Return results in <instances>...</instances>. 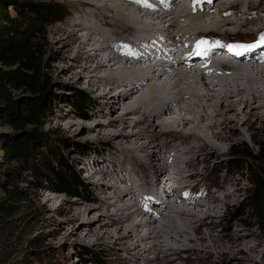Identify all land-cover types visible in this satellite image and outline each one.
Wrapping results in <instances>:
<instances>
[{
  "label": "bare ground",
  "instance_id": "obj_1",
  "mask_svg": "<svg viewBox=\"0 0 264 264\" xmlns=\"http://www.w3.org/2000/svg\"><path fill=\"white\" fill-rule=\"evenodd\" d=\"M127 1L126 4H113L110 0L71 1L69 4L72 8V18L66 23L67 35L56 39V42L66 49L65 52H68V54L59 56V61L62 63L68 60L72 61V63H69L70 66L67 63V68L72 69L70 73L75 78L74 82H81L85 79V83L90 85L96 92L100 88L103 90L109 88L108 91L99 93L103 99L101 101L107 104L109 101L112 102L111 100L115 102L118 100L116 103L123 106V113L118 120L107 118V120L102 121L100 116L103 117L105 112L99 111L97 112L98 115L96 113L90 114L86 119L87 123H84L83 127H88L92 131L96 130L97 138L104 140L114 141L117 138L133 134L137 138L141 135L146 138V140L141 141L142 144L139 148L133 142L127 140L128 144L125 146V150L120 151V154H122L121 160L108 154L111 157L109 158L111 162L117 163L118 167L123 163L120 170L125 173L123 177L128 184L123 186L122 189H120V185L113 184L111 195L119 199V202L123 201V197L121 198L119 193H123L124 197H128V199L136 195L134 201L138 203V208L133 202L132 204L123 203L116 208L114 213L111 212L114 217H110L103 214L109 213L108 208L105 206L104 209L107 210L101 211L99 217L95 219L96 221H91V218L88 219L91 223L83 228L81 224L85 220L81 210H79V202L75 201L72 205L76 206L74 209L76 212L71 210V215L72 218L78 220V229L83 231L79 241L92 240V237L95 236L93 242H98V239L102 237L98 233L99 226L104 224L107 227H113L112 230L107 231L106 236L113 237V240L109 241L112 247L119 248L122 246L128 253L124 259L122 258V264H127L126 261H130L128 264L138 263L140 259L142 260L140 264H150L151 259L147 253L162 255V259L157 261L156 264H177L180 259L179 253L182 250L193 251L195 248H198V250L199 248L213 249V253L219 255V257L212 259L211 254L204 253L203 258L206 261L214 260V264H226L228 262L220 256L233 258L238 254H243L242 259H250L254 257L251 254L254 251V246L250 245L249 241V234L251 233L236 228L234 231L227 233H214L213 230H210V233L206 234L201 232L204 217L199 213L187 207L179 208L178 204H169L165 199L161 202L168 205L145 199L143 194L157 182L160 186L166 185L168 177L160 176V174L166 172L179 185L178 188H175L179 195L178 198L195 205L194 207L198 211L204 210L208 216L211 215L210 212L214 213L212 215H216V209L220 208L221 196L216 194L217 191L224 193V203L226 205L237 196L238 181L229 179L224 181L227 182L226 185H223L224 183L216 185L214 190H211L207 185L202 186L200 195L204 196L205 200H199L196 199L197 196L192 195L193 192H198L196 186L199 181L189 185L187 180L199 173L196 167L197 163H194V155L205 152L210 157L220 150L215 142H236L243 139L246 132L238 130L241 125H245L252 134L254 133L255 123L258 122L261 128H264V68L257 66V62L264 58V53L261 55V51L263 52L264 49H257L252 58H247L252 61V64L246 70L233 67L229 75L216 79L214 83L204 82L202 78L199 81V76L191 77L187 75V72L181 67V62L194 67V62L198 60L209 61L208 57L204 55L194 54V43L200 39H206L210 44L219 42L220 46L213 47L210 50L211 53L225 49L234 31L228 28L229 25L237 29L252 25L248 28L249 31L245 33L249 34L250 37L259 38L261 34H264V26L260 24L261 17H264V0H216V2L211 1L208 6H204L205 0H198L195 4L194 0H188L186 4L185 1L183 3V0H168L167 6L165 0H148L149 2L152 1V5L148 9H143L145 6L143 2L138 3L137 0ZM205 8H207L209 14H206ZM234 8L235 11H232ZM103 9L111 13L107 15L104 13L105 11H102ZM259 12L262 16L258 14ZM251 13H255L254 16L250 15ZM193 15V19L203 29H197L196 24L190 21L187 24H181V21L185 20H182L183 18L190 20ZM87 18H89L88 21ZM206 18L209 19L208 23L203 22ZM106 29L110 32H107ZM79 32L83 34L79 35ZM123 33L124 36L121 35ZM251 33L254 35H251ZM95 34L102 36L103 40L99 41ZM156 34L163 36V38L168 36V41L169 39L171 41H169V47L166 46L168 59L165 60L162 53L147 58H159L161 61L152 64L149 62L144 69L140 70L143 76L132 74L131 69L133 72L136 70L135 64L131 63L134 60L132 58L143 57L148 51V48L137 50V43L142 42L141 37L143 35L158 39L159 37L157 38ZM168 41L163 42V45L168 44ZM179 41L183 42V48L179 52L181 55L175 57L176 59L171 58L170 50L174 48L176 52L179 49V45L176 43ZM123 45H129L135 55L127 54L129 50L123 48ZM186 51L188 52L187 55H183ZM224 51H228V49L226 48ZM59 52L61 54L63 51L60 50ZM228 54L231 55V52H228ZM187 56H191L190 59H187ZM167 61H170V63H166ZM123 62L131 64L127 67ZM72 64L74 67L71 68ZM76 67L80 70L75 71L74 68ZM222 67H225V65L222 64ZM151 72L153 73L151 74ZM162 77L163 84L161 87L148 85L149 80L156 81L162 79ZM144 88H146L147 97H144ZM119 89L121 90L119 95L112 93L114 90V92H118ZM127 102L130 104L125 106ZM173 105H175V108H173ZM112 109L113 107L110 108L111 111ZM130 111L138 113L133 123L128 121L129 116H127V113ZM229 114H232L233 117ZM159 118L162 120L161 122L157 120ZM167 118L172 119L167 121ZM117 122L120 124L128 123L126 126L142 122L144 127L139 128L137 131L122 130L116 133L113 131ZM232 125L234 128L231 130ZM156 127L159 128L158 133H154ZM178 128H181L180 131H178ZM183 128H186L187 131H184ZM211 128H217V130L212 131ZM169 133L180 136L181 141L177 142L169 139ZM189 138H196L198 141H189ZM150 143L156 145H150ZM109 144L108 142L105 143V145ZM161 147H170V152L174 150V157L178 155L177 158L175 157L176 160L172 158L173 162L170 165L172 171L167 162L171 157L162 162L158 161L163 158L161 153L163 148L160 149ZM147 148H150V151ZM131 150H135L139 154L129 156V160L126 162H129L130 165H127L124 162L127 159L125 155ZM165 152L168 151L163 150V153ZM159 153H161L162 158L159 157ZM179 154L180 156L182 154L181 158ZM135 164L141 169L138 174L133 168ZM92 165L91 161L87 163L86 160L83 167L87 170L88 167L91 169ZM99 165L100 173L91 172L89 177L95 182L97 180L94 187L101 190L102 188H99L98 184L99 181L102 185V182H105V176L115 177L116 172L112 168H107L109 166L107 162H100ZM184 168H191V171L187 172ZM147 171L151 173L148 175ZM130 176L135 177L134 182ZM141 177H143L141 182L137 184L136 179L140 180ZM130 187L134 190H130ZM173 189L174 187H171L170 193L173 192ZM190 191H193L192 194L186 196L185 193L189 194ZM156 195L158 198L164 197L157 191ZM165 197H167V194ZM144 201L154 202L153 204L157 205V208L162 209L161 213H151L148 218H145L143 212L148 207ZM103 203L108 207L111 203L115 204L108 199L104 200ZM174 211L179 216L175 217ZM197 222L199 223L197 224ZM138 226L142 227L144 231L143 234H140V240L133 242L130 240V235H136L135 231L137 232ZM124 227L128 232L119 233ZM178 242L182 244L180 245ZM186 243L191 244L190 247L189 245H187L188 247L184 246ZM133 252L134 255H132ZM197 254L201 257L200 253ZM199 257L197 259H200Z\"/></svg>",
  "mask_w": 264,
  "mask_h": 264
},
{
  "label": "rangeland",
  "instance_id": "obj_2",
  "mask_svg": "<svg viewBox=\"0 0 264 264\" xmlns=\"http://www.w3.org/2000/svg\"><path fill=\"white\" fill-rule=\"evenodd\" d=\"M39 1L56 2L65 8V14L62 16V18L60 20H56L48 24L45 28L46 35L43 38L44 56L42 63V72L44 78L48 82L47 97L51 105L49 110H47L44 116V122L41 125L40 130L43 134V140L48 141L50 143L52 139H54L55 144H57V146H59V148L61 149V153L63 155L64 161H67L68 163L74 166L77 173H79V175L84 180L85 187L82 188V191L79 195H68L62 192H55L49 189H37L35 191V195H33V199H38V203L42 205L44 209V213L41 217H39L36 220L33 229L26 235L25 239L30 238L36 234L40 239V241L31 245L30 243L26 242L23 238L22 239L23 241L18 243V245L16 246L17 247L16 252L12 256V259H15L18 255L21 256L22 254L27 259V261L23 264H83V259L81 257L86 259L97 258V260L91 264H122L121 260H123L125 258V255L128 253H126V250H124L122 246L119 248L112 247V244L109 243V241H112L113 237L111 238L106 237L107 231L112 230L113 227L110 226L107 227L104 224H100L98 233L102 237L98 239V242H93V240H95V236L92 237V240L87 239L85 242L79 241V237L82 236L83 231L78 229V224H79L78 220L76 218L75 219L72 218L71 210H73V212H76V210H74L76 206L72 204L75 201L79 202L78 207L79 210H81L85 220V222L81 224L82 225L81 227L83 228H86L88 226L87 224L91 223L90 221H88V219L91 218V221H96L95 219L99 217L101 211L107 210L104 209L105 206L108 208L109 213L108 214L103 213V214L104 216H110V217H114V215H112L111 212L114 213L116 208L123 203L132 204L133 202L135 203L136 208H138L137 207L138 203L134 201L136 200L134 198L136 195H133L131 196V198L128 199V197H124L123 193H119L121 195V198L123 197L122 202H119L120 201L119 199L111 195L113 184L120 185V189H122L123 186H126L128 184H127V180H125L123 177L125 173L124 172L122 173L120 170V168L123 166V163L120 165V167H118L117 163L115 164L112 163L109 158H111L110 155H113L116 157V159L118 158L119 160H121L122 154H120V151L125 150V146H127L128 144L127 140H129V142L130 141L133 142L134 145L139 148L141 147L142 144L141 141L146 140V138L144 135L143 136L141 135L139 136V138H137L135 137V134L133 135L130 134L131 136L120 137L115 139L114 141H110L107 139L104 140L102 138H97L96 130L92 131L89 130L88 127L87 128L83 127L84 123H87V121L83 117L77 115L76 109L71 104V99L73 95L77 92V89H83L90 96V103L92 105L88 112L89 115L93 113L97 114V112L99 111L105 112L103 117L100 116L102 121L107 120V118L118 120L119 116L123 113V106H120L119 104L116 103L118 102V100L116 102L111 100L112 102L109 101V103L107 104L102 102L101 100L103 99L99 95V93L108 91L109 88L104 90L100 88L96 92L92 89L90 85L85 83V79L81 82L79 81L75 83L74 82L75 78L70 73L72 69L67 68V63L70 66L69 63H72V61L68 60L65 63L59 61V56L63 54H68V52H65L66 49L62 48V45L57 43L56 39L58 37H65L67 35L66 33L67 28H65L66 23L70 20V18H72V8L69 3L73 0H39ZM110 1L113 4H126L128 2L127 0H110ZM184 1L187 0H183V3ZM212 1L216 2V0H212ZM148 4H150L149 1ZM146 8L148 9V6L143 7V9ZM0 9L3 14L4 13L14 14L13 8L8 4H6L4 7ZM102 11L103 12L105 11L104 13L107 15L111 13L110 11L105 9H103ZM254 14L251 13L250 15L254 16ZM258 14L262 16L261 12H259ZM193 18L194 15L190 20L183 18L182 20L184 19L185 20L184 21L180 20L181 24H187L190 21L191 23L196 24V26L198 27L197 29H203L200 27L199 23H197ZM207 18L204 19L203 22L205 21L208 23L209 19ZM86 20L88 21L89 18H87ZM260 24L264 25V17H261ZM251 26L252 25H248L247 27H244L242 30H239L240 32L237 33V28L232 25H229L228 28L231 31L234 30L230 38L231 39L238 38L241 40L250 38V37H245L244 35L249 36V34H246L245 32L249 31L248 28H250ZM108 31L109 30H107V32ZM78 34L82 35L83 33L79 32ZM121 35L124 36V33ZM251 35L254 34L251 33ZM95 36H97L96 38H98L99 41L103 40L102 36H99L98 34H95ZM160 36L161 35L156 34V37L157 38L159 37L158 40L162 42L161 46L158 47L157 50L160 49L162 54H167L166 46L169 47L171 41L170 39H169L170 42L168 41L167 39L169 38L168 36L162 38V40ZM143 38H147V39H143ZM141 40L142 42L137 44L146 45L147 43L148 44L153 43L154 40L157 39L150 37L148 38L145 37V35H143L141 37ZM167 41L168 44L163 45V42H167ZM122 43L124 44L123 40ZM176 44L179 45L178 46L179 49H177L176 52H175L176 49L174 48L170 50V56H172L171 58L173 57L177 58L181 55L179 52L183 48V42L181 43V41H179ZM60 50L63 51L61 54L59 52ZM181 63H182L181 67L185 71L187 70L186 71L187 75L193 77L192 73L185 68L184 63L183 62ZM124 65L128 67V64H124ZM72 67H74L73 64L71 68ZM74 70L79 71L80 69L76 67L74 68ZM131 71L133 73L132 69ZM229 71L231 72V70ZM152 73L153 72H151V74ZM114 91L112 92L113 94L115 93L114 95H119V93L121 92L120 89L118 92H114ZM30 94L31 93L25 89H13L11 91L12 97L19 99L20 104L22 103V101H24L23 99L25 97H29ZM129 104L130 103L128 102L125 103V106ZM111 107H113L112 111L110 110ZM8 108H9V104H7L2 98H0V180H4L6 178V170H5L6 168H4V166L1 165V160H2L1 156L3 153V150L1 148V143H3V141L5 142L7 139L15 138L20 134L19 133L20 131L14 128V126L11 125L8 120L9 118L6 115V111ZM173 108H175V105H173ZM137 115L138 113L130 111L129 113H127V116H129V120L128 119L127 120L130 123H133V121L137 118ZM229 116L233 117L232 114H229ZM171 119L172 118H167V121H170ZM157 120H160V122L162 121L160 118ZM126 124L128 123L120 124L117 122L113 132L119 133L122 130L137 131L139 128L144 127V123L142 122L136 123L134 125L132 124L129 126L128 125L126 126ZM28 127L29 125L26 126L27 129ZM233 128L234 126L232 125L230 129L232 130ZM155 129L156 130L154 133H158L159 128L156 127ZM180 129L181 128H178V131H180ZM211 129L212 131L217 130V128H211ZM183 130L187 131L186 128H183ZM238 130L246 132L243 139H240L236 142H230V141L215 142V145L220 147V150H218V152H215V154L211 155L210 157H208L207 153L205 152L202 153L199 152L198 154L194 155L193 157L195 161L194 163H197L196 167L200 174L197 173L194 177L189 178L187 180V183H189V185L197 183L198 181L200 182V183L198 182L196 186L198 192L190 191V193L188 194L190 195L193 192L192 195L197 196L196 199L199 200L200 199L205 200L204 196L200 195V191L204 186L207 185L210 187L211 190H214L216 185L222 183H224L223 185H226L227 182L225 183L224 181H228L229 179L238 181L237 196L231 199V201L226 205L224 203L225 200L224 193L221 191H217L216 194L221 196L220 208L216 209V213H215L216 215H212L214 214L212 212H210L211 215L209 214L214 218L208 216L204 212V210H202L203 212L198 211V209L194 207L195 205H192L191 203L190 204L186 203L185 200L178 198L179 195L178 192L176 191H174V194L177 197L173 200L172 203L178 204L179 208L187 207L188 209H191L192 211H195L200 215H202L204 217V223L201 226L202 229L201 232H205L206 234L210 233V230L211 231L213 230L214 233H227L230 231H234L236 228L251 233L249 234V241H250V245L254 246V251L251 252V254H253L254 257L245 260L244 258L242 259V256H244L243 254H238V256H234L233 258H225V257L223 258L222 256H220L225 261H228L226 264H264V228H262L259 225L257 218L254 216L255 207L250 200V190L251 187L253 186L252 183L250 182L251 175L249 171H246L245 169L233 168L227 165V160L230 158L237 157L240 159H244L245 157L242 154L234 155L232 153V148L246 152L251 151L255 153L257 151L256 143L262 142L264 144V128H261V126L257 122L255 123V127L253 130L254 135L252 134L251 131L247 130V127L245 125H241ZM168 138L177 142H180L182 139L180 136L172 135V133L168 134ZM188 140L198 141L196 140V138H189ZM106 142L110 144L105 145ZM40 145L41 142L39 141V143L36 146L38 148L43 149V146ZM150 145H156V144L150 143ZM149 149L150 148H147V150ZM160 149H162L161 153L163 158L161 157V153H159V157L162 158V160H158V161L162 162L163 160L165 161L166 159H169L171 157V159L167 161L168 167L171 168L170 165L172 164L173 160H176L178 155L175 154L176 155L175 158L173 153L174 150L170 152V147H161ZM163 150L168 152L163 153ZM133 154L138 155L139 152L135 150H131L128 151V154L125 155L127 159L124 162L127 163V165H130V163L126 161L129 160V156H132ZM179 157L181 158L182 154L181 156L179 154ZM86 160L87 163H90V161L92 162L93 165L91 169L90 167H88V169L86 170L83 167ZM100 162L103 163L107 162L109 164L107 168L108 169L112 168L116 172V174L115 177L111 175L105 176V182L103 181L102 185L100 184L99 181L98 183L99 188L101 187L102 189L98 190L97 188L94 187L97 180L96 182L95 180H92V178L89 177V174L91 172H94L95 174L100 173L99 170ZM12 164H14V162ZM133 168L135 169L137 174L141 171V169L136 164L133 165ZM184 170L190 172L191 168L189 169L184 168ZM28 171L29 170H26L24 173L27 174ZM147 173L149 175L151 172L147 171ZM164 173L166 174V172ZM165 174H160V176L163 177V175ZM130 178L132 181L133 180L135 181L134 176L133 177L130 176ZM142 178L143 177H141L140 180L136 179V182H138L137 184L141 182ZM229 189L231 190L232 188ZM130 190H134V189L131 188ZM194 190H196V188H194ZM2 191L3 190L0 189V195L3 193ZM107 199L114 202L115 204L111 203V205H109L108 207V205H105V203H103V201ZM144 203L147 204L148 207L147 210L143 212L145 213L146 216L145 218H148L151 213H155V214L161 213L162 209L157 208V205L153 204L154 202L150 203L144 201ZM184 203L189 205L186 204L184 205ZM161 204L164 203L161 202ZM164 205H168V204L165 203ZM173 214L176 215L175 217L179 216V214L176 213V211H174ZM198 223L199 222H197V224ZM126 228L124 227L121 231H119V233L128 232L127 230H125ZM143 231L144 230L142 229V227L138 226L137 232L135 231L136 235H130L131 237L130 240H132L133 242H136L137 240L139 241L140 234H143ZM179 243L180 245L182 244L181 242H178V244ZM82 245L89 248L87 254L80 255L78 253V251L81 250L80 246ZM187 245H189L190 247L191 244L186 243L184 246ZM212 250H209V248L207 249L199 248V250L198 248H195L193 251L182 250L179 253L180 259L177 261V264H214L213 262L214 260L206 261L203 258L206 253L211 254L212 259H216L217 257H219V255L214 254L213 253L214 250L213 251ZM197 253H200L201 257H199ZM134 254L135 253L133 252L132 255ZM147 254L148 257L151 259V262H149L150 264H156L157 261H160V259H162V255L159 253H155V254L147 253ZM198 257L200 259H197ZM128 262L130 263V261H126L127 264ZM141 262L142 260L140 259L138 263L133 262V264H140Z\"/></svg>",
  "mask_w": 264,
  "mask_h": 264
},
{
  "label": "trees",
  "instance_id": "obj_3",
  "mask_svg": "<svg viewBox=\"0 0 264 264\" xmlns=\"http://www.w3.org/2000/svg\"><path fill=\"white\" fill-rule=\"evenodd\" d=\"M6 4L13 8L14 14H3L0 9V98L9 104L6 115L20 134L1 143V165L6 168V178L0 180L3 190L0 195V264H23L27 259L22 254L12 259L18 243L23 238L31 245L40 241L36 234L25 239L44 213L38 199H33L35 191L49 189L79 195L85 183L74 166L64 161L54 139L50 143L43 140L40 130L51 105L47 97L48 82L42 72L45 28L60 20L65 8L52 1L0 0V8ZM13 89H25L31 94L20 104L19 99L11 95ZM71 104L78 116L85 120L89 117L92 104L83 89H77ZM39 141L44 150L36 146ZM256 144L255 153L232 148L234 155L245 157L230 158L227 165L249 171L254 216L264 228V144ZM26 170H29L27 174ZM80 247L78 253L87 254L89 248ZM81 258L83 264L97 260Z\"/></svg>",
  "mask_w": 264,
  "mask_h": 264
},
{
  "label": "snow or ice",
  "instance_id": "obj_4",
  "mask_svg": "<svg viewBox=\"0 0 264 264\" xmlns=\"http://www.w3.org/2000/svg\"><path fill=\"white\" fill-rule=\"evenodd\" d=\"M137 2L138 3L143 2L145 6L151 7V5L148 4V0H137ZM196 2H198V0H194V4ZM261 45H264V34H261V36L255 43H251V44L235 43V44H228L226 47L229 52H232L235 55L239 56V55H242L244 52L251 51L252 49L257 48ZM216 46H220L218 41L213 44H210L206 39H200L196 42L194 54L195 55H207L208 50ZM122 47L129 50L127 54L135 55V53L131 51L129 45H123ZM185 195L187 196L188 194L185 193Z\"/></svg>",
  "mask_w": 264,
  "mask_h": 264
}]
</instances>
